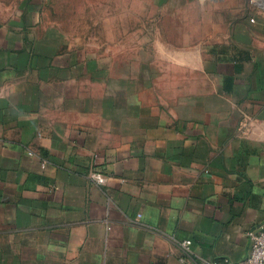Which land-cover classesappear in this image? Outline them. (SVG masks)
<instances>
[{
	"label": "crops",
	"instance_id": "obj_1",
	"mask_svg": "<svg viewBox=\"0 0 264 264\" xmlns=\"http://www.w3.org/2000/svg\"><path fill=\"white\" fill-rule=\"evenodd\" d=\"M263 222L264 0H0V264L239 260Z\"/></svg>",
	"mask_w": 264,
	"mask_h": 264
},
{
	"label": "built area",
	"instance_id": "obj_2",
	"mask_svg": "<svg viewBox=\"0 0 264 264\" xmlns=\"http://www.w3.org/2000/svg\"><path fill=\"white\" fill-rule=\"evenodd\" d=\"M98 183H105L106 179L101 174L96 175ZM250 241L249 251L247 255L239 260H234L229 257L213 258L204 261L203 264H264V222L252 227L248 231ZM192 239H185L181 242L182 248L189 253H192Z\"/></svg>",
	"mask_w": 264,
	"mask_h": 264
}]
</instances>
